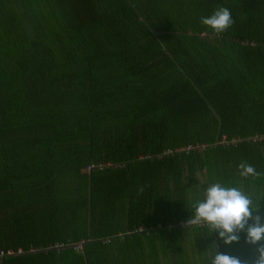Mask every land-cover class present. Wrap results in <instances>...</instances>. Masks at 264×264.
Returning a JSON list of instances; mask_svg holds the SVG:
<instances>
[{"label": "trees", "instance_id": "1", "mask_svg": "<svg viewBox=\"0 0 264 264\" xmlns=\"http://www.w3.org/2000/svg\"><path fill=\"white\" fill-rule=\"evenodd\" d=\"M241 163L264 173V0H0V264H197L202 232L253 264L186 223L212 183L264 192Z\"/></svg>", "mask_w": 264, "mask_h": 264}, {"label": "clouds", "instance_id": "2", "mask_svg": "<svg viewBox=\"0 0 264 264\" xmlns=\"http://www.w3.org/2000/svg\"><path fill=\"white\" fill-rule=\"evenodd\" d=\"M201 23L210 27L216 33H222L232 26L234 20L229 8L218 6L207 17L201 18ZM239 176L247 179H257L264 173L257 172L255 167L241 163ZM264 192L250 194L241 187L224 186L216 182L204 189L202 198H198L192 205L194 213L187 220V226L206 227L210 233L216 232L226 245L239 243L240 233H245L244 241L250 245H257V256L253 264H264V222L258 212ZM249 221H252L249 223ZM208 264H245L239 257L214 250L208 257Z\"/></svg>", "mask_w": 264, "mask_h": 264}, {"label": "rangeland", "instance_id": "3", "mask_svg": "<svg viewBox=\"0 0 264 264\" xmlns=\"http://www.w3.org/2000/svg\"><path fill=\"white\" fill-rule=\"evenodd\" d=\"M200 234L203 235V232ZM200 234H190V238L184 240L187 241V243H184L183 240L179 241L178 239L176 243L185 248L184 250H189L193 256L191 257L196 259L197 264H208V259L205 257V249L203 248L204 239L200 236Z\"/></svg>", "mask_w": 264, "mask_h": 264}, {"label": "built area", "instance_id": "4", "mask_svg": "<svg viewBox=\"0 0 264 264\" xmlns=\"http://www.w3.org/2000/svg\"><path fill=\"white\" fill-rule=\"evenodd\" d=\"M190 148H191V146H188V147H187V149H190ZM92 167H94L93 164L89 165V166L87 167V169L90 170ZM106 241H109V239H106ZM78 246L80 247L81 245L79 244ZM10 254H13V251H12V250H7V251L1 250V251H0V258H2V257L5 256V255H10Z\"/></svg>", "mask_w": 264, "mask_h": 264}]
</instances>
